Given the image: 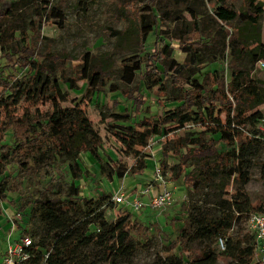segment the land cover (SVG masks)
Segmentation results:
<instances>
[{
    "label": "trees",
    "instance_id": "16d2710c",
    "mask_svg": "<svg viewBox=\"0 0 264 264\" xmlns=\"http://www.w3.org/2000/svg\"><path fill=\"white\" fill-rule=\"evenodd\" d=\"M216 1L218 6L213 8V22L204 17L198 20V14L190 8V21L177 24L173 41L185 54L182 63L169 58V45L159 49L155 42L148 57L151 64L144 67V73L160 74L178 88L179 94L170 100L177 102L178 106L172 112L157 117L135 120L132 127L120 128L113 133L114 140L130 150L145 149L150 139H171L175 146L169 151L163 150L162 154L164 158L171 155L178 159L171 169L172 179H182L183 185L191 189L206 187L212 192L207 198H211L210 204L215 210L194 208L195 216H189L187 225L179 229L176 238H167V250L171 256L158 260L156 264H217L220 258L233 264H254L253 235L233 240L229 231L234 224L241 222L242 216L247 219L252 213H264V195L261 200L251 203L241 195L229 196L225 189L230 182L242 187L250 181L248 164L244 159L260 139L258 134L250 135L245 129L262 118L259 106L264 105V82L254 77V67L257 61L264 62V44L260 41L259 29L264 10L256 0H244L238 12L230 7V0ZM32 2L19 0L12 3L2 13L0 21V57L10 60L11 68L8 70L12 71V74L2 71L0 75V142L7 132L13 139L12 146L4 144L0 148V203L6 199L1 183L7 179L13 180V186L15 180L50 167L57 158H74L87 152L98 159L100 141L92 130L84 105L58 109L55 118H51V114L20 112L25 106L34 107L43 101L61 97L63 81L70 89L77 88L72 79L58 74L60 65L55 66L58 63L62 66L66 57L60 59L49 52L44 55L39 53L43 21L55 19L61 23L63 1L49 8L48 2L42 0L44 6L35 10L34 20L26 27L22 24L24 18L18 14ZM154 7L153 0H147L140 9L139 29L132 21L134 28L129 27L125 31L108 27L106 32L112 39L115 38L116 47L122 45L125 34V37L135 36L129 43L133 44L132 53L143 48L149 35L154 34L161 23ZM157 8L163 15L167 13L166 6ZM220 24L229 27L230 34H226ZM246 31L250 32L240 36ZM205 51L217 55L211 58V62L220 63L229 58L228 82L217 70L205 73L201 80L194 77L195 71L204 65ZM132 59L121 63L120 78L126 86L133 83L137 72H142L140 62ZM155 61L160 62L161 71L156 69ZM109 62L105 56H100L98 63L94 58L88 62V88L83 95L86 103L111 78ZM23 71L30 74L26 82L15 79L16 74ZM120 94L134 106L135 112L140 113L146 101L140 94H132L130 90L128 94L126 90ZM186 126H194L199 131L187 134V138L176 137L175 131ZM219 144L229 150L219 152ZM11 163L18 170L15 180L10 175L4 177ZM140 164L139 173L144 169L143 163ZM162 166H165L164 162ZM71 168L76 170L74 163ZM123 175L124 172H118V180ZM262 177L264 179V164ZM14 187L19 189V184ZM70 190L71 196L66 204L55 208L59 203L57 200L41 203L40 216L47 223L46 232L36 244L32 243L34 258L30 264H85L75 251L87 247L100 249L105 263L112 264L117 259L132 255L135 239L147 237L149 228L133 221L128 211L113 212L114 220L108 223L103 212L97 211L108 200L107 197H102L94 206L89 204L84 216L73 220L68 212L77 206L72 197L76 199L79 191L73 187ZM90 226H98L99 233L90 235ZM150 226L154 227L153 224ZM214 234L217 235L216 250L218 238L226 239L224 252L216 253L211 247ZM193 242L198 243L200 248L193 249Z\"/></svg>",
    "mask_w": 264,
    "mask_h": 264
},
{
    "label": "rangeland",
    "instance_id": "374dc122",
    "mask_svg": "<svg viewBox=\"0 0 264 264\" xmlns=\"http://www.w3.org/2000/svg\"><path fill=\"white\" fill-rule=\"evenodd\" d=\"M19 0H0V21L2 13L14 2ZM42 0H33L28 4L26 10L18 14L24 18L22 24L28 27V23L35 18V10L44 6ZM49 8L59 0H46ZM64 8L62 11L63 19L44 20L40 31V38H43L39 45V53L44 55L51 53L60 59L66 57V62L60 65L58 74L65 78H70L76 85V89H70L66 83L61 84L62 96L55 100H46L34 107H23L20 112L29 111L32 115L37 113L51 114L55 118V111L62 108H71L78 105H84L85 114L91 123L93 132L99 138L97 148L98 159L93 158L89 153H80L74 158H57L55 162L45 169L28 176L22 180H15L18 170L15 164L8 166V171L4 177L10 175L14 178L13 186L10 179L1 183L6 199L0 203V253L4 251L5 242L9 239H19L29 237L32 243L36 244L46 232V221L40 216L42 202L48 200L59 201L55 208L65 203L71 196V187L77 188L78 196L77 206L74 210L68 212L69 217L77 220L84 216L89 204L94 206L100 202L102 197H107L97 211L103 212L108 223L113 222L115 211L127 212L125 208L113 203L112 198L117 193L128 195L135 192V184H142L152 178V170L155 162H158L165 175L166 186L171 189V203L161 210H151L143 208L139 212L128 211L132 220L136 223L149 228L146 238H137L133 241L134 251L132 255L120 258L112 264H156L158 260H165L171 256L167 250V238L174 240L179 229L185 227L189 216H195L194 208H203L215 210L210 204L212 192L208 188L191 189L185 187L182 179L177 181L172 179V167L178 163V159L168 155L164 158L162 151L171 150L175 144L173 141H167L164 137L153 142L149 148L127 149L119 145L113 138V133L120 128L132 127L135 120L143 117H157L165 112H172L177 106V102L170 100L175 98L179 92L176 86H173L167 78L155 73H144V67L150 65L148 57L152 54L154 43L161 49L164 45L170 46L169 58L178 63L185 60V54L180 50L176 42L173 41L175 28L182 21H190V11L192 8L201 18L214 20L213 8L218 6L216 0H163L159 2L153 0L155 14L161 19L155 33L150 34L143 48L137 50L134 54L131 52L133 44H129L135 36L123 37L122 45L115 46V38L112 39L106 31L108 27L112 30H127L140 27L141 8L147 3V0H62ZM262 4L264 10V0H256ZM244 0H230L228 4L235 11H240ZM166 4V5H165ZM159 7L166 6L167 13L163 15ZM127 17V19H125ZM223 30L230 34V28L225 24ZM129 28V29H130ZM260 41L264 44V13L259 20ZM131 32V31H130ZM250 31L241 33L240 36H246ZM129 44V45H128ZM137 47V45H136ZM204 52V65L202 69L195 71V78L201 80L202 76L213 70H217L226 82L229 81L230 71L228 69L229 58L223 62H211L215 53ZM105 56L110 61L112 73L107 84L96 92L91 101L85 102L84 92L88 88L86 82V73L88 62L94 58L98 63V58ZM69 58V60L67 59ZM138 60L141 64L142 72L136 73L133 83L126 86L121 81V63L126 59ZM64 59V60H65ZM104 59V58H103ZM68 60V61H67ZM45 61V60H44ZM63 61V60H62ZM255 63L254 77L264 82V69ZM156 69L161 71L160 62H154ZM11 63L9 59L0 57V75L12 74ZM99 67V64L97 65ZM150 67V66H149ZM197 72V73H196ZM30 74L26 71L17 73L15 79L26 82ZM136 88L138 93H136ZM123 90H130L136 95L145 99L142 109L135 112L134 106L122 98ZM142 100V99H141ZM262 118L252 125L246 126V132L250 135L260 136L259 143L252 147L245 156L248 164V174L250 181L245 186L235 185L230 182L225 191L229 196L238 195L246 197L251 203L261 200L264 195V179L262 170L264 164V136L260 129L264 128V105L259 106ZM194 126H186L182 130H176L175 136L178 138H187V134L198 132ZM174 136V135H173ZM217 138V136L215 137ZM13 145L11 133H5V138L0 142L2 145ZM219 152L225 153L229 149L218 145ZM143 163L144 169L139 173ZM165 166H162V163ZM74 163L76 170L71 168ZM124 172L123 178L118 180V172ZM1 180V179H0ZM19 184V189L14 187ZM239 198V197H238ZM232 204V203H231ZM153 224L154 227H151ZM23 231V232H22ZM100 229L98 226H90L88 232L90 235H96ZM216 234L212 235L211 247L216 253L215 248ZM229 236L233 240L251 237V231L247 225V219L242 216L241 222L234 224L229 231ZM193 249H199L198 243L192 244ZM80 260H85V264H107L104 261L100 249L94 247L79 248L75 251ZM217 264H233L230 260L220 258Z\"/></svg>",
    "mask_w": 264,
    "mask_h": 264
},
{
    "label": "built area",
    "instance_id": "2783aa9c",
    "mask_svg": "<svg viewBox=\"0 0 264 264\" xmlns=\"http://www.w3.org/2000/svg\"><path fill=\"white\" fill-rule=\"evenodd\" d=\"M258 64L264 69V62L259 61ZM260 130L264 136V128ZM153 142L154 140L150 139L146 148L153 145ZM166 184L162 167L155 162L149 182L137 184L135 192L128 195L117 193L112 200L115 205L125 208L126 211L137 213L143 208L161 210L168 206L172 199L171 189ZM247 225L254 238L253 263L264 264V213L250 214L247 217ZM225 242L226 239L218 238L216 247L219 252L225 251ZM33 258L34 249L29 237H21L15 241L9 239L0 256V264H30Z\"/></svg>",
    "mask_w": 264,
    "mask_h": 264
},
{
    "label": "crops",
    "instance_id": "0c3cea01",
    "mask_svg": "<svg viewBox=\"0 0 264 264\" xmlns=\"http://www.w3.org/2000/svg\"><path fill=\"white\" fill-rule=\"evenodd\" d=\"M153 166H154V165H153ZM150 180H151V179H150ZM150 180H149V181H150ZM149 181H146V182H149ZM136 185H137V184H135V186H136ZM135 186H134L133 188H135ZM131 193H132V192H131ZM11 241H12V240H11ZM6 244H7V241L5 242L4 250H5ZM3 252H4V251H2V252L0 253V256H1V254H3Z\"/></svg>",
    "mask_w": 264,
    "mask_h": 264
}]
</instances>
